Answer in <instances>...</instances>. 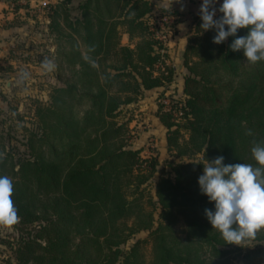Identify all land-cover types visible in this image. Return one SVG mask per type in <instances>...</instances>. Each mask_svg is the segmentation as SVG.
<instances>
[{"label":"trees","instance_id":"trees-1","mask_svg":"<svg viewBox=\"0 0 264 264\" xmlns=\"http://www.w3.org/2000/svg\"><path fill=\"white\" fill-rule=\"evenodd\" d=\"M49 8L61 65L73 76L38 112L43 126L32 136L34 160L19 170L10 164L20 224L34 226V235L21 239L17 264H231L227 257L244 244L226 243L207 220L214 202L198 178L206 160L218 156L225 165L258 166L251 149L264 141V60L251 63L243 50L232 51L236 37L213 43L215 29L203 30L201 17L194 19L183 53L184 122L161 106L157 115L173 159L171 172L155 183L154 200L147 190L159 162L133 147V120H121L124 108L175 80L151 25L153 3L60 0ZM164 15L178 25L182 14ZM247 33L238 29L237 36ZM123 34L130 45L122 44ZM8 164L4 157L0 168ZM142 231L149 239L122 248ZM249 242H264V228Z\"/></svg>","mask_w":264,"mask_h":264},{"label":"rangeland","instance_id":"rangeland-1","mask_svg":"<svg viewBox=\"0 0 264 264\" xmlns=\"http://www.w3.org/2000/svg\"><path fill=\"white\" fill-rule=\"evenodd\" d=\"M4 1L6 13L12 14L16 24L23 30L20 34L22 38L15 41L13 52L8 56V60L6 59L4 64L0 63V153L4 154L9 163L6 168H0V173H5L12 178L10 164H15V169L19 170V163L27 159L34 160L31 150L32 136L41 133L43 126L39 110L51 105L55 90L62 88L65 81L72 78L73 72L70 68L62 67L61 43L54 37L49 27L51 22L49 7L56 6L60 0H47L49 3H44V0ZM220 1L216 0L214 5L217 9L222 4ZM151 2L155 9L154 19H159L165 9L178 10L182 15L177 29L182 26L179 32L185 35L188 34L194 19L201 17L199 10L203 1L151 0ZM76 6L77 2L71 4L73 9ZM77 13L74 12V14ZM222 15L217 11L215 17L220 18ZM64 29L69 33L67 27ZM124 35L126 34H123V38ZM123 38L122 42H124ZM45 57L55 63L54 71L46 72L42 69L41 62ZM25 71L29 73V78L21 82L20 74ZM166 92L149 98L155 105L152 114L156 112L155 114L158 115L159 101ZM173 94L182 97L177 91ZM146 97L145 93L143 99ZM123 111L121 120H133L129 126L130 135L134 137L133 147L140 148L143 157L153 158L159 162L158 172L147 190V194L156 200L157 179L162 173H170L172 169L170 162L173 158L167 148V136L165 131L161 132L162 126L155 119L149 118L145 114L147 111L139 106H129ZM182 135L186 140L189 139L185 130L182 131ZM198 157L201 158L200 155ZM156 215L158 218V214ZM33 230L34 226L21 225L20 220L11 226L0 225V264L18 263L17 251L21 239L23 236H30L31 233L34 235ZM148 235V231H142L122 248L128 250L133 243L149 239ZM148 250L150 251V247ZM233 251L227 257L231 259V264H264V242L257 244L249 242Z\"/></svg>","mask_w":264,"mask_h":264},{"label":"clouds","instance_id":"clouds-1","mask_svg":"<svg viewBox=\"0 0 264 264\" xmlns=\"http://www.w3.org/2000/svg\"><path fill=\"white\" fill-rule=\"evenodd\" d=\"M215 3L216 0H203L199 10L201 28L216 31L212 42L221 44L230 36L236 37L229 45L232 51L243 50L251 63L264 60V0H223L218 9ZM217 11L223 15L214 19ZM242 28H247L248 33L237 36L238 29ZM41 67L51 72L55 63L45 57ZM28 78V72L20 74L21 82ZM247 134L252 133L249 130ZM251 153L258 166L225 165L224 157L218 156L212 161L206 160L203 174L198 178L201 192L214 202L215 211L205 209L206 218L226 243L245 244L264 228V141H253ZM3 159L4 154L0 153V163ZM13 191L12 178L0 175V225L11 226L19 221Z\"/></svg>","mask_w":264,"mask_h":264},{"label":"crops","instance_id":"crops-1","mask_svg":"<svg viewBox=\"0 0 264 264\" xmlns=\"http://www.w3.org/2000/svg\"><path fill=\"white\" fill-rule=\"evenodd\" d=\"M44 3H49L47 0L43 1ZM221 2V1H220ZM223 3V2H222ZM6 2L4 0H0V63L4 64V61L7 59L11 52H13L15 41L22 38L20 34H22L21 28L16 24L17 22L14 21V17L12 14H7L5 10ZM182 28V26L180 27ZM180 28L177 29L176 37L171 40L168 46V65L174 68L175 72V80L172 84L173 86L168 89H157L153 91L146 92L147 97L143 99V96L140 98L137 104L134 106H139L142 110L147 111L145 113L149 118L152 120L155 119L159 125L162 126L160 119L155 114L156 112L151 113L153 110V107L155 108V105L151 102L152 96H157L163 93L165 90L166 93H177L179 95L183 96L184 92V80L187 76L188 72L187 69L184 67V59H183V53L187 47L188 44V37L189 34H184L183 32H179L181 30ZM19 34V35H18ZM123 38L124 42H122L123 45H130V38L128 35H124ZM126 40V41H125ZM176 90V91H175ZM133 106V105H132ZM155 111V110H154ZM157 119V120H156ZM161 132L166 130L162 126L160 128ZM167 141V140H166ZM144 153V152H143Z\"/></svg>","mask_w":264,"mask_h":264},{"label":"built area","instance_id":"built-area-1","mask_svg":"<svg viewBox=\"0 0 264 264\" xmlns=\"http://www.w3.org/2000/svg\"><path fill=\"white\" fill-rule=\"evenodd\" d=\"M177 17L164 15L159 17V19H151V25L154 27L155 35L157 39L164 44L163 53H168V46L172 39L176 37L177 32ZM165 64L168 65V58H165ZM163 69L165 66L163 65ZM160 106L166 112H170L173 114L174 121L177 124H182L184 122V111L182 110L184 105L181 103L180 96H177L173 93H165L163 97L159 101ZM178 105V107H174V105ZM148 158V157H147Z\"/></svg>","mask_w":264,"mask_h":264}]
</instances>
